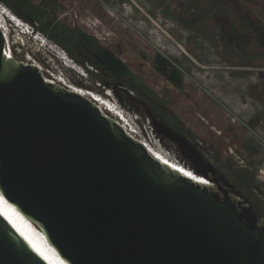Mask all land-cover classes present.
Segmentation results:
<instances>
[{
	"label": "water",
	"instance_id": "1",
	"mask_svg": "<svg viewBox=\"0 0 264 264\" xmlns=\"http://www.w3.org/2000/svg\"><path fill=\"white\" fill-rule=\"evenodd\" d=\"M0 29V196L66 264H264V224L186 139L193 181L95 102L9 59ZM0 264H49L0 213Z\"/></svg>",
	"mask_w": 264,
	"mask_h": 264
},
{
	"label": "rangeland",
	"instance_id": "2",
	"mask_svg": "<svg viewBox=\"0 0 264 264\" xmlns=\"http://www.w3.org/2000/svg\"><path fill=\"white\" fill-rule=\"evenodd\" d=\"M0 6L45 43L19 33L0 13L17 61L39 67L47 81L112 101L139 138L188 168L190 161L180 162V149L154 131L153 120L184 137L264 224L258 172L264 162V0H0ZM60 30L73 57L55 42ZM79 35L91 49L112 52L129 82L97 83L75 61H86L75 49ZM159 56L179 71L177 86L157 72Z\"/></svg>",
	"mask_w": 264,
	"mask_h": 264
},
{
	"label": "bare ground",
	"instance_id": "3",
	"mask_svg": "<svg viewBox=\"0 0 264 264\" xmlns=\"http://www.w3.org/2000/svg\"><path fill=\"white\" fill-rule=\"evenodd\" d=\"M1 12V10H0ZM8 14H2V17H4L6 22L10 21L11 15L8 11ZM16 28L15 26H13ZM0 29L4 34L5 44L7 46L6 49V56L9 59H15L12 55L11 46L9 42V33L7 31V28L4 24L0 22ZM17 29V28H16ZM18 30V29H17ZM19 31V30H18ZM19 33H24L22 30ZM21 35V34H20ZM28 35V34H27ZM37 41V40H36ZM40 43L39 41H37ZM16 43V42H15ZM21 46L20 42L17 43ZM40 43V46H45V43ZM16 60V59H15ZM28 65V64H26ZM34 66V65H33ZM39 71V67H36ZM47 81V80H46ZM48 83H55L58 84L64 88H67L85 98L90 99L91 101L95 102L98 109L106 116H109L113 119H115L119 125L124 129L125 132L133 135L134 133L137 134V132L134 130L131 122L129 119L121 112L117 111V109L114 110V108L111 107V105L104 101L101 97L98 95H95L91 92H86L83 90L75 89L72 87H67V84H64L61 82L57 83L56 81H47ZM66 85V86H65ZM136 139V135L133 136ZM145 148L147 149L148 153L156 158L157 160L161 161L162 163L166 164L167 166L173 168L174 170L180 172L181 174L185 175L186 177L192 179L193 181H196L198 183L204 184V185H210L209 182H207L206 179L196 175L192 170L189 168L183 167L181 164H178L177 161L169 160L162 152H160L157 149H154L153 146H151V143L147 140L145 142ZM157 145V144H155ZM159 146V145H158ZM0 213L4 215V217L10 222V224L16 229V231L25 239L38 253L41 255L49 264H64L62 261L59 260L58 257H56L55 252L51 249V247L46 243L44 239V235L41 231H39L28 219L24 218L23 216L19 215L12 207H8L3 205L0 202Z\"/></svg>",
	"mask_w": 264,
	"mask_h": 264
},
{
	"label": "trees",
	"instance_id": "4",
	"mask_svg": "<svg viewBox=\"0 0 264 264\" xmlns=\"http://www.w3.org/2000/svg\"><path fill=\"white\" fill-rule=\"evenodd\" d=\"M35 20L39 21L41 24L44 22L42 17H38ZM27 22L31 23L28 20ZM31 25L33 26L32 23ZM59 35H61V38L55 39V42L59 44L69 56L73 57L72 50L64 46L65 44L62 42V36H65L63 30H60ZM76 46L75 49L86 57V61H80L77 56H74L75 61L80 64L88 74H91V76L95 74L94 79L97 83L100 85L102 84L104 87H108L107 85L109 83L107 82L111 81L124 84L129 82L128 76H126L127 71L125 65L116 58L112 52L104 48L91 49L82 35H79ZM86 64L89 65L88 67L91 69L87 68ZM156 70L171 83L176 86L179 84V71L170 62L162 59L160 56L156 58Z\"/></svg>",
	"mask_w": 264,
	"mask_h": 264
},
{
	"label": "built area",
	"instance_id": "5",
	"mask_svg": "<svg viewBox=\"0 0 264 264\" xmlns=\"http://www.w3.org/2000/svg\"><path fill=\"white\" fill-rule=\"evenodd\" d=\"M4 53L6 54V50L4 49ZM115 120V119H114ZM116 121V120H115ZM117 122V121H116ZM136 131V130H135ZM127 133V132H126ZM130 137H132L133 139H135L133 136H137V134H133V135H131V134H129V133H127ZM135 140H137V141H139V142H141L143 145L145 144V142H147V140L146 139H141V138H139L138 136L136 137V139ZM145 146V145H144ZM258 172H259V177L261 178V179H263L264 180V162L262 163V166L259 168V170H258Z\"/></svg>",
	"mask_w": 264,
	"mask_h": 264
},
{
	"label": "clouds",
	"instance_id": "6",
	"mask_svg": "<svg viewBox=\"0 0 264 264\" xmlns=\"http://www.w3.org/2000/svg\"><path fill=\"white\" fill-rule=\"evenodd\" d=\"M31 31L32 32H35V30L31 27ZM36 35L40 36L38 32H35ZM108 96L111 97V95L108 93ZM118 108V107H117ZM119 109V108H118ZM120 110V109H119ZM0 202L5 205V206H8V207H12L19 215L23 216L14 206L10 205L9 203L3 201V199L1 198L0 196ZM24 217V216H23ZM26 218V217H24ZM27 219V218H26ZM35 226V225H34ZM37 228V227H36ZM38 229V228H37ZM39 230V229H38ZM40 231V230H39ZM46 241V240H45ZM47 243V242H46ZM48 244V243H47ZM49 245V244H48ZM50 246V245H49ZM52 249V248H51ZM53 250V249H52ZM54 251V250H53ZM55 252V251H54ZM56 254V253H55ZM56 257L59 258L60 261H62L64 264H66L57 254H56Z\"/></svg>",
	"mask_w": 264,
	"mask_h": 264
},
{
	"label": "flooded vegetation",
	"instance_id": "7",
	"mask_svg": "<svg viewBox=\"0 0 264 264\" xmlns=\"http://www.w3.org/2000/svg\"><path fill=\"white\" fill-rule=\"evenodd\" d=\"M165 138H167L168 140H170L171 141V138H168V137H165ZM173 142V141H172Z\"/></svg>",
	"mask_w": 264,
	"mask_h": 264
},
{
	"label": "snow or ice",
	"instance_id": "8",
	"mask_svg": "<svg viewBox=\"0 0 264 264\" xmlns=\"http://www.w3.org/2000/svg\"><path fill=\"white\" fill-rule=\"evenodd\" d=\"M25 239H27V237H25Z\"/></svg>",
	"mask_w": 264,
	"mask_h": 264
}]
</instances>
